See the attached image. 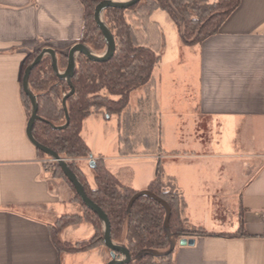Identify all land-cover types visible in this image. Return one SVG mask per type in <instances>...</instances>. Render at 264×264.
<instances>
[{"label": "crops", "instance_id": "0c3cea01", "mask_svg": "<svg viewBox=\"0 0 264 264\" xmlns=\"http://www.w3.org/2000/svg\"><path fill=\"white\" fill-rule=\"evenodd\" d=\"M85 21L80 0H0V264L111 260L107 247L85 254L56 249L51 226L76 210L75 196L29 140L22 95L26 59L45 48L68 55ZM163 32L154 81L131 94L121 115L88 117L82 136L93 157L135 191L116 174L125 176V161L147 158L139 147L161 149L163 137L170 138L176 169L165 175L184 196L189 224L210 234L183 239L194 244L180 242L174 264H264V0H241L219 33L197 45H185L176 27L171 55ZM97 117L116 123L115 155L97 149L99 131L94 143L86 138ZM126 135L143 139L134 153L124 152ZM81 226L91 238L93 228L79 225L65 229L61 239L84 241Z\"/></svg>", "mask_w": 264, "mask_h": 264}, {"label": "trees", "instance_id": "16d2710c", "mask_svg": "<svg viewBox=\"0 0 264 264\" xmlns=\"http://www.w3.org/2000/svg\"><path fill=\"white\" fill-rule=\"evenodd\" d=\"M104 0H80L85 8V28L79 43L98 55L105 53L107 43L95 20V9ZM124 1V0H122ZM241 0H142L128 9L105 10L103 19L116 41V52L108 62H94L85 55L76 58L72 84L75 92L67 99L70 123L65 129H54L67 122L63 99L71 92L67 81L58 78L52 58L46 55L32 71L29 84L39 104V119L33 129L35 139L61 158L85 159L92 151L82 136L84 121L93 114L121 115L128 107L131 94L154 81L165 45L162 27L152 20L164 11L176 23L185 45H197L219 33L223 24L239 7ZM41 51L25 61L28 66ZM58 67L64 72L68 55L58 53ZM23 101L31 116V101L22 89ZM136 139H122L125 153H134ZM160 141V137H158ZM129 146L134 149H128ZM42 157L47 156L39 150ZM90 165V163H89ZM83 185L88 197L107 214L111 222L112 241L131 253L128 264H174V252L183 239L208 236L194 228L186 216V201L174 177L161 169L146 191H135L123 185L99 158L92 169L93 182L78 165H69ZM53 177L65 179L85 208L84 216L64 215L51 226L53 243L60 254H85L105 248L104 225L88 209L62 167L56 162L47 166ZM89 224L94 234L75 244L64 242L60 234L71 226Z\"/></svg>", "mask_w": 264, "mask_h": 264}, {"label": "water", "instance_id": "95a60500", "mask_svg": "<svg viewBox=\"0 0 264 264\" xmlns=\"http://www.w3.org/2000/svg\"><path fill=\"white\" fill-rule=\"evenodd\" d=\"M142 0H104L95 9L94 13V20L98 26V28L101 30L103 33L106 43H107V48L105 53L102 55L95 54L92 52L87 46L81 43H77L74 45L71 50L69 51L68 54V66L67 69L64 72H61L58 67V58L56 51L52 48H45L41 51V53L37 56V58L28 66V68L25 71L24 78H23V90L26 93V95L29 97L31 101V116L28 121V126H27V136L31 143L40 151H42L44 154L49 156L51 159H53L55 162H57L63 169L65 175L67 176L68 180L74 185V188L77 192V194L80 196L82 201L85 203L86 207L93 212H95L101 219L103 225H104V233H105V246L110 250V256L111 260L109 261L108 264H128L131 261V253L130 251L123 247L116 245L112 241V236H111V222L107 216V214L103 211L101 207H99L97 204H95L87 195L83 185L79 181L77 175L71 170L69 164L67 163L66 159H63L54 152L52 149L40 144L34 137L33 135V129L36 121L40 118L38 115L39 112V104L37 101L36 96L32 92L29 84V79L32 71L34 68L39 65L44 57L46 55L51 56L52 58V66L54 69L55 74L58 76V78L67 81L68 85L71 87V92L66 95L63 99V107L65 110L66 114V124L64 126L60 127H55L53 126L54 129H65L68 127L70 123V116L69 112L67 109V99L69 96L73 95L75 92L74 86L72 84V78L75 74V68H76V58L77 55L83 54L87 58H89L91 61L94 62H108L110 61L115 52H116V41L115 38L112 34V32L109 30L107 25L104 22L103 15L105 10L110 9V8H115V9H128L130 7H133L140 3ZM90 167L95 168L96 162L94 160L93 155L90 157ZM182 245L185 244H190L193 245L194 241L193 240H182L181 241Z\"/></svg>", "mask_w": 264, "mask_h": 264}, {"label": "rangeland", "instance_id": "374dc122", "mask_svg": "<svg viewBox=\"0 0 264 264\" xmlns=\"http://www.w3.org/2000/svg\"><path fill=\"white\" fill-rule=\"evenodd\" d=\"M152 20L159 22L167 37H168V42H171V30H176V23L172 20L169 14H167L164 11H157L155 15H153ZM178 29V27H177ZM168 50L169 53L167 55H171L172 52V46L171 43L168 44ZM98 54V53H97ZM79 55H77L78 58ZM136 97V95H133V99ZM136 100V99H135ZM104 115H107L105 112H103ZM114 116V115H113ZM96 123L92 122L87 125V130H86V138L88 141L92 144L96 141L97 139V131H99V137L97 141V149L100 151H103L107 153V155H115L117 152V145H116V133H117V126L114 121L110 122L111 120H105L102 117H97ZM201 128L202 130L207 131V122L203 121L201 123ZM210 135L206 136L205 138L209 137ZM123 139L129 138L127 135L123 136ZM122 138V137H121ZM135 142L133 143L134 145L132 146H137V143L139 141L143 140L142 138L135 137ZM209 139V138H208ZM149 141V139L147 138ZM129 146L128 149L132 150L134 147ZM146 146H142V148L139 147L138 151L139 155H144L147 158L144 159H137V160H130V161H125L123 166H125L124 169V174L125 176H122L123 174H116L120 178L125 177L123 179H129V180H123L126 181L125 183L134 187L135 189L143 192L146 191L147 186L149 182L154 179L158 173L159 170L164 174H172L171 172L173 171V168L176 165V161L172 159L169 155L172 153L171 146H170V138L163 137V142L161 143V149H158L157 147H150V148H145ZM125 148V147H124ZM145 149V150H144ZM147 149V150H146ZM145 151V152H144ZM44 158L47 159V166H51L55 164V161L50 162V157L49 156H44ZM67 160V163L69 165H78L80 166L88 179H90L91 182H93L92 178V169L90 168V157L85 158V159H79V158H64ZM95 162L97 159H95ZM115 165V163H113ZM114 172L116 171L115 168H113ZM176 169V167L174 168ZM127 176V177H126ZM65 180V179H64ZM66 181V180H65ZM67 182V181H66ZM68 183V182H67ZM69 184V183H68ZM70 186V185H69ZM72 190V189H71ZM75 196V195H74ZM75 199V198H74ZM76 204V210L67 215H80L84 216L85 214V208L79 203L78 201H74ZM81 225H88L89 224H81ZM79 226V225H78ZM91 227V226H90ZM87 226H81L79 229V240H85L90 238L88 235H82L83 233L86 232ZM65 231V230H64ZM63 231V232H64ZM62 232V233H63ZM60 234V237L62 235ZM80 258V257H79ZM79 261V264H89V261L83 262V259H77ZM95 264V263H92Z\"/></svg>", "mask_w": 264, "mask_h": 264}, {"label": "built area", "instance_id": "2783aa9c", "mask_svg": "<svg viewBox=\"0 0 264 264\" xmlns=\"http://www.w3.org/2000/svg\"><path fill=\"white\" fill-rule=\"evenodd\" d=\"M52 161H54V160L53 159H50V162H52ZM90 161H91V159H90ZM46 163H48V162H46ZM261 218H262V221L264 223V212L261 213Z\"/></svg>", "mask_w": 264, "mask_h": 264}]
</instances>
